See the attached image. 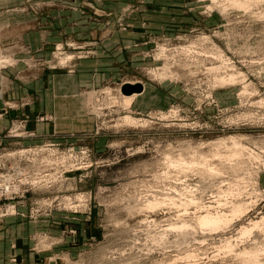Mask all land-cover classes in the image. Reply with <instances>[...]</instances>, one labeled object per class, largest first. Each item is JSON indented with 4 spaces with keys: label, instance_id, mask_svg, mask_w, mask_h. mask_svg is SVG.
Masks as SVG:
<instances>
[{
    "label": "rangeland",
    "instance_id": "1",
    "mask_svg": "<svg viewBox=\"0 0 264 264\" xmlns=\"http://www.w3.org/2000/svg\"><path fill=\"white\" fill-rule=\"evenodd\" d=\"M72 1L0 0V163L14 186L0 201V264H185L187 252L198 264H243L235 255L243 248L259 249L264 262V229L238 235L264 214V0L247 9L231 0ZM18 13L41 16L38 51L14 43ZM84 26L108 32L109 65L92 66L87 85L77 79L74 111L58 114L54 78L81 69L64 28ZM19 63L42 78L39 97L3 95ZM126 81L146 86L128 105L118 89ZM232 138L245 147L237 170L236 159L213 155L228 154ZM168 157L205 158L221 173L203 178L201 162L180 167ZM235 180L239 195L217 192ZM185 194L213 210L228 208L213 203L218 196L252 206L221 231L180 237L164 228L193 222L199 208L185 206ZM154 198L162 202L145 208Z\"/></svg>",
    "mask_w": 264,
    "mask_h": 264
},
{
    "label": "bare ground",
    "instance_id": "2",
    "mask_svg": "<svg viewBox=\"0 0 264 264\" xmlns=\"http://www.w3.org/2000/svg\"><path fill=\"white\" fill-rule=\"evenodd\" d=\"M251 2H252L251 0H231L230 1L231 5L238 9L249 8V6H251ZM162 70L163 71L159 73L161 77L165 75L164 69ZM220 81L231 83L232 77H228L227 79L221 78ZM124 83H129L133 85L136 82L126 81ZM124 83L122 82V84L120 85V88L118 89H121V86ZM141 86L142 88L140 92H134L129 95H124V94H121L120 92L121 103H123L124 105H128L135 97L142 95L145 91L146 86L142 83H141ZM124 118L128 122H131V123L135 122V118L129 117L127 115ZM230 144L231 145L229 146L230 150L228 154H224L223 156V154L217 151L213 153V155L216 157H220V156L224 157L225 159L230 160V161H232L233 159L234 160L236 159V162L234 163V168L237 170L241 167L240 164L243 163L239 159V156L242 154V151L245 150V147L241 143H239L237 140H235L234 138L231 139ZM223 146H227V145L224 144ZM249 156L256 157V155H254L253 153H250ZM167 161L170 165H177L180 167H191L195 163L201 162L202 163L201 168H199L198 172H200L201 176L203 175V178L206 176L208 177V175L212 176L214 174L221 173L220 168L216 166H210L205 160V158L201 159V161L199 162H195L194 160H185L183 158L168 157ZM235 181L236 182H232L231 184H229L225 190L218 189L217 192L239 195L241 192L240 190L242 189L239 183H242V182L239 180H235ZM221 200L218 196V198L213 200V203H217L216 206H218L219 208L225 205V207H228L226 211H222L221 210L222 207L220 208V210H213L215 209L214 208L215 206L211 204L200 203V199H197V197H193V196L188 197V195L185 194V198L183 199L182 203L185 206L188 205V203L189 205L190 203H192L194 206L196 205V207L198 206L199 208V210L197 211L198 213L193 218L194 219L193 222H189L190 220L188 221V220H184L181 218L175 221H171V222L169 221L165 224L166 227L164 228V230L165 231H176L180 234V237H186L188 232L194 228L201 230V231L215 233L216 231H221L225 229L226 227H228L233 222L234 219L238 220L241 216H243L246 212H248L250 210L249 207L252 206L251 202L242 201V200H239L238 198H234L230 201H224V202H221ZM161 202H162L161 200L159 199L157 200L156 198L151 199V200L149 199L145 202L144 207L152 209L153 207L158 206ZM182 203L180 202V205ZM263 229H264V214H262L259 218L248 222V224L240 226L238 230V235L240 239L242 238L244 240V238H247L253 235V232L263 231ZM233 245L235 244L232 243V239H230L229 237H225L223 238V242L220 245V248L223 250L229 251L233 249ZM261 254H263V252H260V250L256 248H243L235 252V255L237 257L243 259L244 261L243 264H264V262L261 260V257H260ZM195 257L196 255H194L193 253H190V252L184 253L183 259L185 260L184 261L185 264H189L190 261H193L192 264H198V263H194L197 260V258Z\"/></svg>",
    "mask_w": 264,
    "mask_h": 264
},
{
    "label": "crops",
    "instance_id": "3",
    "mask_svg": "<svg viewBox=\"0 0 264 264\" xmlns=\"http://www.w3.org/2000/svg\"><path fill=\"white\" fill-rule=\"evenodd\" d=\"M26 2H39L44 0H22V3ZM52 1H59V5L67 6L70 2V0H52ZM83 0H73L74 4H78ZM64 3V4H63ZM99 5L101 3L99 2ZM64 11V9H59ZM100 10V9H97ZM80 10L79 12H81ZM15 15V14H14ZM38 15V13H37ZM20 18H16L15 20H10V29H13L15 33L18 35L20 33V39L17 38L14 39L17 43V46L19 47H27L28 44H31L32 49H36L35 51H38L39 47H41V39H42V32L41 28H39L40 19L41 16H34V18L27 19L24 16L23 13L17 15ZM10 18V17H9ZM31 18V17H30ZM11 19V18H10ZM64 21V20H63ZM65 33H69V38H71V41L74 43V50L75 54H80L79 57L75 56L74 62L72 65H75L77 67H80L81 69L76 68L73 73L70 74H62L63 72L58 71L59 74L54 78V81L56 83L57 91L59 92L57 97L62 99V101H57L56 103V112L58 114L62 113H70L74 111L75 108V99L74 97L77 95V79L80 82H84L85 85L87 83L92 82V74H91V67L92 66H100V67H107L109 65V46H108V32L104 30V27H98L97 28H89V27H74L70 28H64ZM60 33V32H59ZM62 33V32H61ZM31 34V42H29V35ZM25 35V36H24ZM25 38V41H22L21 39ZM60 41L63 42L62 37L60 36ZM119 42V40H118ZM62 44V43H61ZM15 46V45H14ZM19 70L16 73H13L10 71V74L7 75V79L9 81V89L5 90L3 92V95L9 99H13L16 101H21V99H25L29 96L34 95L33 93H36L37 97H39V83L40 80L43 82L42 78H39L38 76L30 77L28 74H24V71H22L24 65L23 63H19ZM16 67V68H18ZM102 69V68H101ZM103 70V69H102ZM89 86V84H88ZM55 96V95H54ZM1 97V94H0ZM67 103V106H63L64 103ZM1 103V102H0ZM63 107V109H62ZM34 110L38 113V108L36 109H28L26 108L23 113L19 110H11L8 112L9 117H17V116H25V114H31L34 113ZM76 111V110H75ZM68 114V115H70ZM68 118H72L68 116ZM12 121V120H11ZM32 125L28 124V127H31ZM32 128V127H31ZM85 128V127H84ZM26 142V141H25Z\"/></svg>",
    "mask_w": 264,
    "mask_h": 264
},
{
    "label": "built area",
    "instance_id": "4",
    "mask_svg": "<svg viewBox=\"0 0 264 264\" xmlns=\"http://www.w3.org/2000/svg\"><path fill=\"white\" fill-rule=\"evenodd\" d=\"M2 168L3 164L0 163V201L9 199L14 193V186L9 182L8 175L2 171Z\"/></svg>",
    "mask_w": 264,
    "mask_h": 264
},
{
    "label": "water",
    "instance_id": "5",
    "mask_svg": "<svg viewBox=\"0 0 264 264\" xmlns=\"http://www.w3.org/2000/svg\"><path fill=\"white\" fill-rule=\"evenodd\" d=\"M141 88L142 86L137 83V84H129V83H124L122 86H121V93L124 94V95H129L131 93H134V92H140L141 91Z\"/></svg>",
    "mask_w": 264,
    "mask_h": 264
}]
</instances>
